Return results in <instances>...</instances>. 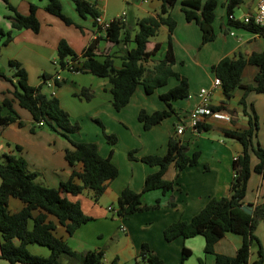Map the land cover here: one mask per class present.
Segmentation results:
<instances>
[{"label": "trees", "instance_id": "1", "mask_svg": "<svg viewBox=\"0 0 264 264\" xmlns=\"http://www.w3.org/2000/svg\"><path fill=\"white\" fill-rule=\"evenodd\" d=\"M76 10L83 17L90 16L97 25L96 17L102 14L97 0H72ZM159 12L148 14L137 19V29L134 35L135 45L126 49L121 66H116L115 59L110 52L102 51L99 47L101 39L117 44L128 41L130 28L127 21L121 18L112 19L110 25L102 30L103 33L93 37L89 44L81 51H76L66 38H61L57 46V62L60 70L81 71L108 77L111 84L112 102L120 110L127 105L136 88L141 83L148 93H153L156 88L166 85L169 77L174 75L179 82L160 94L161 99L168 107L157 108L149 111L142 107L139 119L146 129L160 123L164 118L175 112L172 101L186 98L190 94V81L187 75L174 68L176 56L173 44V31L177 20L172 14V8L177 0H161ZM244 0H225L227 26L243 27L264 36V25L254 22L236 21L229 17ZM10 12L6 16L11 21V27L6 28L0 23V52L4 44L9 43L16 33L24 28H31L35 32L41 29V21L37 10L39 5L32 2L29 12L20 11L12 0H4ZM218 0H184L183 10L188 20H196L202 30L201 45L216 38L214 19ZM45 9L59 16L67 24L79 23L64 11L62 0H48ZM167 24L169 33L166 40L165 51H162V42L153 40L160 27ZM153 62L152 65L150 63ZM248 63H255L259 69L252 82H244L243 72ZM14 67L13 74L9 75L2 68L0 62V77L12 82L13 96H5L2 105L8 108L4 113L0 109V129L14 121L24 125V120L14 106V102L29 110L33 117L32 131L39 126L49 127L65 136L72 144L65 152L66 159L71 165L82 163V170L73 169L70 177L58 186H51L38 179V172L32 170L28 160L21 154L5 152L0 158V256L12 263L24 262L31 264H103L105 250L102 248L76 250L63 237L55 232V224L48 219L50 214L57 217L58 221L73 234L82 224L93 219L86 213L79 200L71 199L68 194H79L90 190L93 198L98 200L106 191L108 182L119 174V168L112 159V152L105 156L94 140H84L75 137L80 132L82 124L73 120L70 111L62 106L56 94H47L43 91V83L32 84L29 81L28 70L22 61L10 59ZM215 76L222 80V89L226 99L224 102L212 104L215 110L225 108L226 101L234 92L243 88L244 93L240 103L247 111L246 96L249 91H264V49L244 54L226 55L212 64ZM44 78L56 76L49 72L43 73ZM57 84L73 80L55 77ZM90 88L84 86L77 94L90 99ZM249 126L243 129H226V135L238 139L242 143V151L233 159L234 177L231 192L228 195L212 196L204 207L191 219H177L164 228V236L168 241L178 237H192L201 234L205 238V253H212V264H262L264 250L262 242L255 230L260 221L264 220V201L254 207L250 213L243 208L248 188V181L252 170L261 173L264 177V146L261 142L255 143L253 138L259 129L258 114L252 106L249 113ZM101 126L105 137L110 143H116L118 136L107 133L105 124L99 118L95 119ZM43 122L42 124L40 122ZM205 124H200V131ZM21 150L20 144H15ZM138 148L128 151L131 159H141L151 165H158L156 171L146 176L144 188L137 191L130 186H125L118 197V214L128 216L136 211L160 206V200L148 205L143 202L146 191L160 188L163 191L174 189L175 181L165 177L171 163H175L179 170L188 165L198 163L201 150L196 149L189 153V144L185 143L177 132L170 135L168 150L164 154L148 153L137 155ZM252 152L259 161L252 166ZM20 198L25 205L13 211L9 207L10 197ZM172 205L174 201H169ZM234 231L242 234L243 240L235 254L218 252L215 250L216 242L226 232ZM39 243L50 248V253L45 255L33 252L29 244ZM258 246V258L250 259L252 246ZM192 249L184 246L181 264H206L205 258L190 263L187 259L191 256ZM63 256L71 257L73 262H64ZM139 256L148 264H166V261L153 249L148 242H143ZM112 264H118L116 256Z\"/></svg>", "mask_w": 264, "mask_h": 264}, {"label": "crops", "instance_id": "2", "mask_svg": "<svg viewBox=\"0 0 264 264\" xmlns=\"http://www.w3.org/2000/svg\"><path fill=\"white\" fill-rule=\"evenodd\" d=\"M12 1L24 13L29 12L32 2L37 3L39 5L37 13L41 21V29L39 32H35L31 28L21 29L9 43L4 44L0 52L2 68L7 74L11 75L14 72V67L10 64V59L16 58L22 61L28 70L30 83H43V91L49 95L56 94L60 98L62 106L70 111L72 119L81 122L82 128L75 137L96 141L100 152L105 156L112 152V159L119 168V174L108 182L104 192V195L110 201L108 206L113 204L118 207V197L125 186L142 191L146 176L159 168L158 165H151L141 159H131L128 156V151L132 148H138L137 155L139 156L148 153L164 154L168 150L170 135L174 134L177 124H186V130L179 136L185 143L189 144V153L196 149L201 150L198 163L188 165L181 170L177 168L174 162L171 163L165 173V177L175 181L174 189L163 191L160 188H156L146 191L143 195V202L152 205L157 200H160V206L147 208L150 210H148L146 216L140 218L142 220L141 224H144L142 233H136L131 218L128 219L126 232L128 235L127 240L131 245V249L128 251L130 256L127 257L129 264H139V261L142 260L139 253L143 242H148L151 248L166 261V264H181L182 250L184 246H187L192 249V254L187 259V262H189L194 253V246L198 245L204 248L205 238H194L201 235L198 234L192 237L181 236L168 241L164 236V228L177 219H191L212 196L230 194L234 177L233 159L242 151L243 146L238 139L227 136L226 129L247 128L249 126L247 111L252 113V106L254 105L258 114L259 129L253 140L255 143L261 142L264 146V91H249L246 96V111L244 105L240 103L244 89H237L234 95L227 99V107L220 109L226 115L223 117L210 116L201 123L205 124V127L197 133H194L188 125L190 111L199 101L198 92L200 88L213 85L215 73L212 71V64L226 55L239 53L248 55L253 51L264 49V36L243 27L227 26L225 0H218L214 19L216 38L201 45L202 30L200 26L196 20L187 19L182 7L184 0H177L172 8V14L177 20L173 31V44L176 56V62L173 66L176 70L188 76L190 94L186 98L173 100L172 103L176 111L172 112L160 123L146 129L138 117L140 109L145 107L149 111H153L157 108L168 107L165 102H162L160 94L179 82L176 76L171 75L168 83L156 88L153 93H148L144 85H140V83L130 102L118 110L112 102L111 84L108 77H101L88 72L60 70L59 64L55 61L57 58V46L61 38H66L76 51L81 52L93 37L103 33L97 28L94 19L90 18V28L79 23L82 26L80 28L74 23L67 24L59 16L45 9L48 0ZM100 1L102 0H97L98 7L101 9L105 19H108L107 3ZM144 1H148L149 6H144ZM62 2L64 10L67 9L65 12L75 22H79L77 16L81 15L76 10L73 1L62 0ZM258 2L259 0H244L235 9L234 14L241 17L244 14L251 13L257 8ZM134 3L140 9L139 17H142L148 14L156 15L160 10L162 1L136 0ZM114 17L113 15L111 18ZM85 18L87 19V17ZM126 21L128 22V13L126 14ZM0 23L8 26L6 28L11 27V21L3 20ZM129 28L130 38L128 41H121L113 45L105 39H101L99 42V47L102 51L112 54L116 66L122 65L126 49L135 45L133 38L137 28L134 26H129ZM159 30L165 32V38H153V40L161 41L162 51H165L169 27L167 24H163ZM5 66L7 67L5 68ZM258 69L257 64L248 63L243 72L244 82H252ZM44 72L56 74V76L44 78ZM55 77L73 80L75 83L72 84L65 81L59 85L56 83ZM84 86L89 87L92 92L90 99L77 94ZM13 88L14 86L10 80L0 77V109L4 113L8 112V108L3 107L2 101L5 96H13L11 91ZM216 97L218 98L217 100H215ZM225 99L222 86L215 87L212 92V103L224 102ZM14 106L24 120V125L14 121L0 129V134L4 136V138H0V153L9 152L23 155L28 160L31 169L38 172V179L45 181L51 186H58L62 181L67 180L74 168L82 170V163L71 165L66 159V149L72 144L65 136L45 126L36 127L32 131L33 117L29 110H24V107H21L17 101L14 102ZM96 118L103 121L107 133H115L118 136L116 143L112 144L107 140L102 126L95 120ZM81 120H84V122ZM89 121L95 123L93 124V129L85 128V123ZM5 140H7L9 149L5 146ZM13 144H20L22 149L14 151L12 148ZM258 161V157L252 152V166ZM79 194L81 199L74 200L81 202L85 212L88 207L93 209L91 214L86 213L94 218L98 216L99 211L94 207L98 200H94L92 192L84 190ZM71 195L68 194L69 197ZM170 200L174 201V204L171 205L169 203ZM263 201L264 177L253 169L248 181L245 203H251L255 207ZM85 202L90 203V206H86ZM24 205L25 203L20 198L10 197L9 207L11 210L17 211ZM48 219L54 222L56 234L63 237L74 249L82 251L101 248L97 244L93 245V247L92 245H85L87 243H82V247L71 244V242H74L77 231H80L84 224L71 234L53 214H50ZM255 232L259 236L264 250V220L259 222ZM1 239L0 235V243ZM242 240V234L228 231L216 242L215 250L235 254ZM29 247L36 253L45 255L50 253V248L46 245L30 243ZM206 255L199 257L198 260L205 258L206 264H210L207 261L210 258H207L208 256ZM256 258H258V246L254 244L250 259L255 260ZM62 259L66 263H75V260L71 257L63 256ZM0 264L31 263H12L0 256ZM262 264H264V258Z\"/></svg>", "mask_w": 264, "mask_h": 264}, {"label": "rangeland", "instance_id": "3", "mask_svg": "<svg viewBox=\"0 0 264 264\" xmlns=\"http://www.w3.org/2000/svg\"><path fill=\"white\" fill-rule=\"evenodd\" d=\"M135 1L136 0H102L100 2L107 3L108 20L112 19L111 17L113 15L116 17L122 12L126 11L128 13L127 26L128 27L134 26L137 28V19L139 17L140 9L134 3ZM144 6L146 7L149 6L148 1H144ZM5 10L6 12L4 13ZM64 11H67V9H65ZM9 12L10 9L7 7L4 0H0V21L7 20L10 22V19L6 16V14ZM90 18H91L90 16H87V19L83 16L82 17L77 16V20L79 21L77 23H81L83 26L90 28V23H89L91 20ZM4 27H8V26H4ZM73 28H77V27H73ZM165 35L166 34L163 30H159L158 34L153 38L163 39L165 38ZM152 64L153 62L150 63V65ZM6 67L7 66H5V68ZM217 99L218 98L216 97L215 100ZM162 102L164 103L163 100ZM24 110L27 109L24 108ZM81 121L84 122V120ZM85 124H86L85 128L89 127V129H93L94 128L93 124L95 123L94 122L91 123V121H89L88 123L86 122ZM0 138H4V136L0 134ZM4 143L6 148L9 149L7 140H5ZM12 148L14 151L15 150L17 151L14 144ZM2 155L3 154L0 153V158ZM70 197L71 199H81L80 194H75V195L72 194ZM96 202L97 203L94 205V207L97 208L99 211L98 216H96L95 218L93 217L94 219L84 223L80 231H77L78 233H76L75 235L76 237L73 240L74 242H71V244L73 246L78 245L77 247H82L81 246L82 243L83 244L87 243L85 245H92V247L93 245L97 244L99 247L105 250L103 264H112V261L116 256L118 257V261H119L118 264H129L127 257L130 256V253L128 251L131 249V245L130 242L127 240L128 239L127 232L122 231L120 229V223H124L127 226L128 219L131 218V220L134 223V228L136 230V233H142L144 224H141L142 220L140 218L142 216L145 217L148 210L150 209L139 211L132 215H129L128 217L122 218V216H120L119 214H115L114 216H112V212L107 208L110 201L106 197V195L104 194L101 195L98 201ZM85 205L90 206V203L85 202ZM90 208L89 207L86 208L87 209L86 212L91 214L92 213L91 211L93 209ZM203 237H204L203 235H198L197 237L194 238H203ZM205 255L206 253L204 251V248L196 245L194 246V253L191 259L189 260V262L194 263L198 260L199 257H203ZM120 256L121 258L119 259ZM206 256H208L207 258H210V260H207L208 263L210 262V264H212V261H214V255L210 253L207 254ZM139 264H148V263L143 260H140Z\"/></svg>", "mask_w": 264, "mask_h": 264}, {"label": "built area", "instance_id": "4", "mask_svg": "<svg viewBox=\"0 0 264 264\" xmlns=\"http://www.w3.org/2000/svg\"><path fill=\"white\" fill-rule=\"evenodd\" d=\"M126 14L127 12L124 11L121 14H119L118 16L114 17V18H121L122 20H126ZM230 18L236 20V21H243V22H254L256 24H261L264 25V0H259L257 8L248 14H244L241 17L236 16L234 13H231L229 15ZM112 18V19H114ZM97 21V25L100 26L102 28V30H105L111 23L112 19L108 20L105 19V17L102 14H99L96 18ZM232 33H234L231 30ZM56 63L57 62V58H56ZM59 64V63H58ZM222 84V80L220 77L215 76L214 77V82L213 85L210 87H202L200 88L198 94H199V101L197 102V104L191 109L190 111V115H189V127L192 129V131L194 133H197L200 131V124L204 121H206L207 118H209L212 115L218 116V117H223L226 114L218 109L215 110L212 107V92L213 89L217 86H221ZM40 123H43L42 121ZM186 124L185 123H179L176 126V130L175 132H177L178 134L183 133L186 130ZM113 214V216L115 214H118V207H116L113 204H110L107 207ZM120 229L122 231H127V226L124 223L120 224Z\"/></svg>", "mask_w": 264, "mask_h": 264}, {"label": "water", "instance_id": "5", "mask_svg": "<svg viewBox=\"0 0 264 264\" xmlns=\"http://www.w3.org/2000/svg\"><path fill=\"white\" fill-rule=\"evenodd\" d=\"M243 208L250 213L254 212V205L251 203H244Z\"/></svg>", "mask_w": 264, "mask_h": 264}]
</instances>
